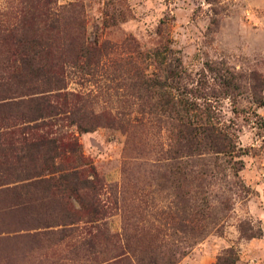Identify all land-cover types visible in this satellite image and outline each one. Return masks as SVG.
I'll return each instance as SVG.
<instances>
[{
    "label": "rangeland",
    "instance_id": "rangeland-1",
    "mask_svg": "<svg viewBox=\"0 0 264 264\" xmlns=\"http://www.w3.org/2000/svg\"><path fill=\"white\" fill-rule=\"evenodd\" d=\"M20 40L62 80L50 130L94 183L63 221L21 177L22 121L0 122V264H264V0H0V79ZM165 67L234 154L187 142L186 90L146 84Z\"/></svg>",
    "mask_w": 264,
    "mask_h": 264
},
{
    "label": "trees",
    "instance_id": "trees-1",
    "mask_svg": "<svg viewBox=\"0 0 264 264\" xmlns=\"http://www.w3.org/2000/svg\"><path fill=\"white\" fill-rule=\"evenodd\" d=\"M51 13L59 16V13ZM58 21H61V18ZM19 42L18 50L13 54L17 58V65L14 66L9 77L0 79V122L5 123L12 118L16 119V122L22 121L20 124L21 136H23L22 147L29 153L31 165L28 160L25 161L23 158L19 160V163L27 168L26 174L21 177L30 180L36 178L35 180L38 181L29 185L36 187L41 183L42 199L54 198L64 210V213L60 214L63 221L72 223V217L77 211L72 212L71 195L76 193L79 196L78 189L90 188L94 181L74 166L78 157L79 142L74 137L66 141L56 135L57 132L50 130L52 124L49 118L58 114L53 110L56 105L53 104L52 97L60 96V94L53 95L55 94L53 91H61L64 88L61 84L62 80L44 67L35 65V56H31L25 49L21 44L22 40ZM38 44L40 45L39 42ZM78 46L79 43L75 44L77 49ZM81 48L83 49L84 46ZM187 80L184 68L174 71L165 67L162 68L161 74L148 79L146 84L152 87L159 86L162 90L169 85V81L176 82L179 88L186 90V94L179 97L177 102L173 101L171 107L182 113L181 125L184 130L189 131L186 136L187 142L196 143L198 140L200 144L204 141L219 152L234 154L236 150L232 134L220 128L221 126L211 121L210 117H203L200 113L202 107L197 99L198 97L206 99L209 94L187 91L190 86L186 83ZM16 97L22 98L15 99ZM79 125L81 127V124ZM194 132L196 134H193ZM28 166H31L30 170ZM54 180L56 183H52ZM47 225L52 226V224Z\"/></svg>",
    "mask_w": 264,
    "mask_h": 264
}]
</instances>
